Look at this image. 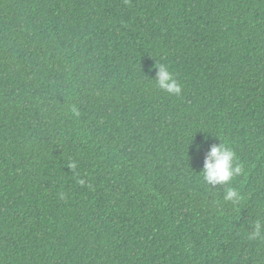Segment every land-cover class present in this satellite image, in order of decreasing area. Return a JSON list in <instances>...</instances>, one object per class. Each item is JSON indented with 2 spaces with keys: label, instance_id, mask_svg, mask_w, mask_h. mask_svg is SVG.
<instances>
[{
  "label": "trees",
  "instance_id": "1",
  "mask_svg": "<svg viewBox=\"0 0 264 264\" xmlns=\"http://www.w3.org/2000/svg\"><path fill=\"white\" fill-rule=\"evenodd\" d=\"M257 220L264 0H0V264H264Z\"/></svg>",
  "mask_w": 264,
  "mask_h": 264
},
{
  "label": "clouds",
  "instance_id": "2",
  "mask_svg": "<svg viewBox=\"0 0 264 264\" xmlns=\"http://www.w3.org/2000/svg\"><path fill=\"white\" fill-rule=\"evenodd\" d=\"M155 67L158 71L154 81L158 88L170 96H180L182 85L174 77L169 67L165 64ZM69 167L75 169L77 165L71 163ZM200 173L208 186L228 185L223 197L225 202H230L235 206L242 201V195L231 186V183L235 177L245 174L244 166L239 162L236 152L226 142L211 147ZM79 183L83 185L84 181L80 180ZM248 239L264 242V223L257 220L253 225V230L248 234Z\"/></svg>",
  "mask_w": 264,
  "mask_h": 264
}]
</instances>
